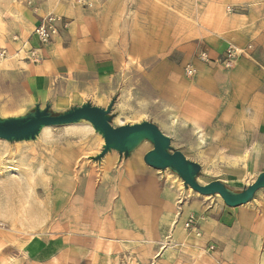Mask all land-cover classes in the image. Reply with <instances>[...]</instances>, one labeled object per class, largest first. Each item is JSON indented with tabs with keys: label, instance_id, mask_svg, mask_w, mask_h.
Returning a JSON list of instances; mask_svg holds the SVG:
<instances>
[{
	"label": "rangeland",
	"instance_id": "374dc122",
	"mask_svg": "<svg viewBox=\"0 0 264 264\" xmlns=\"http://www.w3.org/2000/svg\"><path fill=\"white\" fill-rule=\"evenodd\" d=\"M50 13L63 20L52 43L60 36L67 43L74 22L84 35L98 38L113 66L106 73L48 78L38 95L34 87L41 63L27 60L21 50ZM227 33L233 39L228 47L251 41L264 51V0H0V115L23 116L37 103H50L56 112L87 102L106 108L118 96L114 127L152 122L171 138L174 149L203 163L199 184L226 180L224 155L207 153L210 140L203 137L202 143L200 134L173 115L147 73L162 59L200 61L208 40ZM240 58L229 68L223 57L218 62L231 70ZM43 94L47 98L41 101ZM103 145L88 123L46 128L31 142L0 139V264H233L226 256L227 244L207 240L201 231L221 211L233 210L219 196H201L185 189L170 170L148 167L143 159L153 149L150 142L127 159L108 153L101 164L106 156L100 162L91 158ZM134 153L140 159L133 161ZM210 157L213 162L205 164ZM131 164L160 181L169 208L157 224L153 218L136 223L120 199ZM243 181L241 185L251 178ZM235 185L229 187H242ZM242 209L250 218L264 219V190ZM191 215L198 220L200 237L185 230ZM260 252V260L245 256L242 264H264V250Z\"/></svg>",
	"mask_w": 264,
	"mask_h": 264
},
{
	"label": "crops",
	"instance_id": "0c3cea01",
	"mask_svg": "<svg viewBox=\"0 0 264 264\" xmlns=\"http://www.w3.org/2000/svg\"><path fill=\"white\" fill-rule=\"evenodd\" d=\"M74 24L71 23L66 35L67 43L60 36L49 44L51 46L41 49V64L37 66L41 77L34 87L38 95L45 91L48 78L58 80L64 75L106 73L109 71L107 66H113V63L108 64L112 55L105 52L98 38L84 35L83 28ZM208 41V64L195 59L191 61L187 57L181 62L162 59L148 71L147 80L173 115L200 134L202 143L203 137L210 140L209 155H224L227 178H219L218 181L228 187L239 184L235 186L241 188L229 187L239 192L264 172V51L251 41L237 44L238 48L251 44L252 50L247 56H242L233 69L225 70L218 60L222 59L233 39L227 33L226 36L215 35ZM28 47L39 48L34 39H30ZM187 65L195 68L194 77L186 75ZM46 98L47 95L43 94L40 100ZM140 157V153H134L132 160ZM106 159L107 156L101 164ZM212 162L210 157L205 164ZM198 164L203 167V163ZM141 168L140 165H128L119 196L136 223L137 220L153 218L157 224L169 205L160 181L140 172ZM246 177L251 178V182L241 185ZM210 221L201 225L205 239L227 244L226 256L233 264H242L246 261L245 256L261 259L260 250H264V242L261 241L264 236L263 218H250L248 211L239 207L221 211ZM152 229L155 230L154 227Z\"/></svg>",
	"mask_w": 264,
	"mask_h": 264
},
{
	"label": "water",
	"instance_id": "95a60500",
	"mask_svg": "<svg viewBox=\"0 0 264 264\" xmlns=\"http://www.w3.org/2000/svg\"><path fill=\"white\" fill-rule=\"evenodd\" d=\"M117 100L118 96L114 97L106 108L87 102L62 112L53 111L50 103L45 107L37 103L23 116L3 118L0 115V139L9 143L31 142L46 128L88 123L104 140L101 153L92 157L93 161L100 162L113 151L118 152L120 159H127L142 143L150 142L153 149L147 152L143 159L148 167L158 171L170 170L183 181L185 189L190 188L205 197L219 196L230 209L249 204L259 191L264 190V172L239 192L220 181L199 184L201 165L189 160L180 150L174 149L171 138L156 124L142 121L119 127L112 125V112Z\"/></svg>",
	"mask_w": 264,
	"mask_h": 264
},
{
	"label": "built area",
	"instance_id": "2783aa9c",
	"mask_svg": "<svg viewBox=\"0 0 264 264\" xmlns=\"http://www.w3.org/2000/svg\"><path fill=\"white\" fill-rule=\"evenodd\" d=\"M63 25V20L60 16H57L53 13L48 14L47 16L43 17L40 22L34 27L30 39H34L39 48L28 47L29 40L25 42L22 46L21 52L25 54V58L32 63H39L41 61L40 51L43 47L48 46L52 43V41L59 35V30ZM252 50V45H248L244 48L234 47L230 45L226 50L223 56V65L226 68H229L233 65L234 60L236 57L247 56L249 51ZM6 52H3L5 55ZM199 60L203 63H209L210 58L207 53H202L199 56ZM185 73L188 77H194L196 75V70L192 65H187L185 69ZM198 220L195 216H189L184 224L185 230L191 231L196 236L200 237V233L198 232L197 228ZM214 246L212 245L210 249Z\"/></svg>",
	"mask_w": 264,
	"mask_h": 264
},
{
	"label": "bare ground",
	"instance_id": "6f19581e",
	"mask_svg": "<svg viewBox=\"0 0 264 264\" xmlns=\"http://www.w3.org/2000/svg\"><path fill=\"white\" fill-rule=\"evenodd\" d=\"M61 108V107H60ZM66 108V107H65ZM14 170H16L15 168H14ZM190 189V188H189Z\"/></svg>",
	"mask_w": 264,
	"mask_h": 264
}]
</instances>
